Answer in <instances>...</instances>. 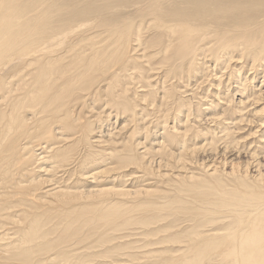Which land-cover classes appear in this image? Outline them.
Returning a JSON list of instances; mask_svg holds the SVG:
<instances>
[{"label": "bare ground", "instance_id": "obj_1", "mask_svg": "<svg viewBox=\"0 0 264 264\" xmlns=\"http://www.w3.org/2000/svg\"><path fill=\"white\" fill-rule=\"evenodd\" d=\"M156 59L166 66L158 77L164 91L160 108L169 98L168 85L173 80L189 86L202 79L204 85L212 76L217 78L222 68L229 71L226 86L239 82L245 96L260 71L264 72V0H0V247L5 252H18L25 263L34 256L32 264H40L44 253L57 248L56 242L44 244L50 232L46 225L53 222L52 216L58 220L62 214L52 215L53 211L58 204L73 203L70 197L85 194L79 187L63 185L66 176L82 177L75 170L89 165L86 150L81 148L80 156L76 144L67 146L82 138L75 131L82 128L78 125L82 100L104 95L107 104L101 113L107 119L115 116L116 125L125 117L122 130L136 125L141 120L138 114L128 119L138 108V94L130 95V87L136 90L140 82L132 71L142 70L136 63L148 64L152 70L151 61ZM246 71L253 72L252 79L245 76ZM225 76L223 72L218 87L225 86ZM250 95H240L246 101H240L236 111L242 119L231 122L232 127L224 125V138L247 121ZM261 100L256 97L252 104ZM191 115L189 111L187 121ZM133 136L128 139L130 147L105 156L118 159L113 170L131 163L150 172L144 162L146 153L136 151ZM96 140L92 143L99 148L107 143ZM166 141L175 144V135L169 134ZM166 155L174 158L173 153ZM181 159L178 162L185 163ZM261 165L257 163L259 173ZM33 172L42 175L33 177ZM263 175L255 188L242 182L234 193L206 192L207 204L191 220V258L186 264H264V193L253 195L264 189ZM243 186L245 191L239 189ZM125 192L94 190L99 197L120 198ZM240 194L254 199L247 201ZM222 195L236 197L225 201ZM50 206L54 207L49 211ZM233 216L236 225L227 224L225 220Z\"/></svg>", "mask_w": 264, "mask_h": 264}, {"label": "rangeland", "instance_id": "obj_2", "mask_svg": "<svg viewBox=\"0 0 264 264\" xmlns=\"http://www.w3.org/2000/svg\"><path fill=\"white\" fill-rule=\"evenodd\" d=\"M140 64L141 71L138 68L135 69L136 72L132 71L134 79H139L140 84L136 90L133 86L130 87V95L138 94L135 100L138 108L128 115L129 119L138 114L136 118L141 119L140 123L137 120L136 125H128V128L122 130L127 120L122 118L125 117H120L115 125V116L108 117L109 122L101 113L104 105L107 104L104 95L103 98L96 95L82 100L80 107L83 110L78 116V125L82 128L75 130L82 138L67 146L76 144L81 150L79 155H82V149L86 150V160L89 165L84 169L75 170L76 174H82V177L66 176L63 185L71 189L79 187L85 194L70 197L73 203L54 205L57 209L52 215L57 213L55 211L62 214L58 220L52 216L53 224L46 225L45 229L50 232L44 239V244L56 242L58 246L47 252L48 255L44 253L42 257L44 262L42 260L40 264H52V262L53 264H186L188 258H191L188 257L191 220L197 216L194 212H198L197 210L207 204H204L206 192L208 190L211 192L212 189L213 193L227 191L234 193L235 187L242 182L255 188V184L261 179L260 174H264V160H262L264 158V94L259 92L261 90L264 92L262 68L255 82L253 81L251 87L249 86L248 93L244 92L246 97L251 92L250 100L253 99L248 104L250 106L246 110L248 113L244 112L247 113V116H244L247 121L237 125L239 129L237 133L233 132L228 138H224L225 134L222 132L224 125L229 124V127H232L231 122L239 123L242 119L239 116L242 114L236 111L239 110L240 101L246 103L242 100L243 93L239 90L241 89L239 82L229 84L230 87L226 86L228 70L223 71L222 68L217 72L218 74L216 73L217 78L216 75L212 76L208 84L204 82V85L202 82L205 80L202 79L191 81L193 83H189L190 87L184 82L173 80V84L170 82L168 85V89H171L169 95L167 94L169 98L160 108L164 91L163 80L159 81V79L163 71L165 72L166 66L160 59L151 61L152 70L148 69V64L136 63L138 66ZM212 64L210 63V66ZM240 66L241 64H238L236 69ZM139 72L142 75H137ZM223 72L226 75L223 80L225 86L218 87V80L221 79ZM251 73L253 72L246 71L245 76L249 74L247 77L252 79ZM127 81L130 82L129 79ZM105 85L106 83L102 84L103 87ZM218 92L221 94L218 95ZM253 95H256L257 99H262L258 105L252 104L256 99ZM245 96L243 97L246 98ZM189 111L192 115L187 121L186 116ZM135 128L139 130L138 133H134ZM140 128H143V131ZM228 131L232 132V130ZM132 133L136 135L133 136V142L137 145L136 151L146 153L144 162L150 172H143L137 165L131 163L120 165L123 166L122 169L113 170L112 168L119 162L118 159L105 156L108 153L121 151L126 146L130 147L128 139ZM169 134L175 135V144L166 141ZM98 139L107 143L102 144L103 147H96L98 145L92 142L95 140L99 142ZM80 140L83 142L79 143ZM185 145L188 147L185 148L187 153L182 150ZM169 153H173L174 158L166 155ZM178 157L180 159L182 157L181 160L184 159L185 163L178 162L180 161ZM93 161L96 163L92 164ZM258 162L262 164V173L257 170ZM83 173L86 176H83ZM94 173L98 174L92 175ZM36 175L42 174L34 173L33 177ZM245 188L246 186L239 187L241 191H245ZM98 189L127 192L120 198L115 195L99 197V194L94 193V190ZM256 192L264 193V189L255 191L253 195H256ZM238 196L247 201L254 199L252 195L247 194ZM222 197V200L229 201L231 197L236 196L222 195ZM54 206L48 207V210H52ZM225 222L236 225L237 220L233 216ZM70 230L73 232L70 233ZM59 238L63 240L58 242ZM0 248H2L0 264H32L35 259L33 256L32 260L26 261L29 263H25L18 252L8 254L3 250L4 247Z\"/></svg>", "mask_w": 264, "mask_h": 264}]
</instances>
